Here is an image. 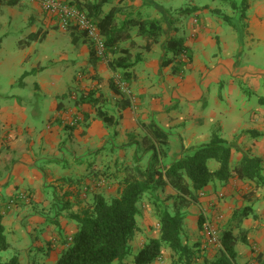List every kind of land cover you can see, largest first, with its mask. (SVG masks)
Segmentation results:
<instances>
[{"label": "crops", "instance_id": "1", "mask_svg": "<svg viewBox=\"0 0 264 264\" xmlns=\"http://www.w3.org/2000/svg\"><path fill=\"white\" fill-rule=\"evenodd\" d=\"M24 1L26 0H18V4ZM63 1L79 3L83 7L103 2L101 17L116 9L118 28L133 19L158 20L163 33L159 42L149 51L155 52L159 47L162 53L154 62H145L146 40L139 36L137 28L130 29L129 35H125L130 37L119 44V49L128 50L133 60L140 57L144 63L141 68L138 64L132 68L133 77L126 83L135 96V102L130 100L129 107L124 104L129 99L124 94H116L111 88L112 83H117L118 75L123 80L122 74L110 70L107 58L98 57L92 61L90 47L81 39L78 44L72 43L74 54L68 64L74 65L73 68H82L73 75L77 91L75 96L71 95L73 101L63 93L61 98L55 95L54 100L43 101L41 96L48 93L49 86L40 83L35 88L40 92V98L36 102L27 103L23 98H15L0 108V216L5 234L7 230L13 241L19 243V238L29 235L33 238L32 232L38 231L40 238L43 237V242L47 244V251L42 250V240H38L36 246L38 249L41 246V249L37 256L52 264L58 263L69 247V240L78 232L74 216L88 210L96 194L107 198L117 196L119 185L126 174L125 169L133 166L130 158L141 151L143 139L148 135L141 125L155 122L156 116L160 114L162 121L171 119L175 125L180 126V133L172 134L158 125L169 135L167 157L163 161L169 166L180 156L183 149H189L192 144L191 140L184 139L185 131L189 128L182 127V120L191 119L195 124L209 125L210 120L218 113V98H210L213 102L209 109L206 107V96L209 94L213 97L210 86L213 82H221L224 75L230 76L232 84L243 82L253 91L263 90L261 97H257L250 90L249 99L242 106L238 101L240 97L237 90L231 89L236 105L234 109L230 102L232 109L226 113L235 111L232 117L235 135L242 129L241 118L249 115L251 125L242 131L252 133L255 138L262 140V143L256 142L255 150L233 143L232 165L239 163L245 156L261 158L264 165V69L243 64L242 61L246 46L251 49L253 42H256V49L264 47V0H248L244 17L240 10H232L218 1L199 7L198 2L195 4L192 0L189 4L192 8L187 5L186 9L166 6L164 0ZM236 2L241 5L243 1ZM31 4L35 8L34 13H38L39 19L41 18L39 21L50 24L54 22L46 14L43 16L44 11L39 6L32 1ZM150 6L153 13L146 17L147 14L144 16L143 12L146 7L150 9ZM220 7H227V14ZM201 9L212 12L216 15L215 19L202 22L197 16L189 26V35L181 36L184 28L175 16L191 10L198 13ZM231 12L233 16H230ZM223 22L232 26L231 33L222 26ZM74 31L79 33L75 29L63 33ZM171 38H183L190 51V60L185 56L180 58L182 68L186 64L190 71L188 75H185L183 69L178 73L174 72V68L178 67L177 63L163 66L164 61L172 57L166 53V44ZM228 48L233 49L234 53L231 51L232 55L227 60L220 59L216 65L209 61L208 52L209 56L213 54L218 60ZM150 70H156L152 77L158 88L150 85ZM145 72H149L148 77ZM22 74L23 79L29 80L27 71ZM59 78L53 77L54 81L50 86L55 88V80ZM89 92L96 93L97 106L115 118V125L108 126L96 118V107L79 103L81 94ZM258 104L261 105L259 109ZM173 109L180 110L175 118L169 115ZM75 120L76 125L71 126L70 123ZM39 123L42 124L41 127ZM200 134L195 137L198 136L204 144L209 143L214 135L207 139L208 135ZM171 137L176 139L173 141ZM108 144L113 146L112 150L119 151L118 156L107 150ZM109 157L111 158L107 160ZM92 158L95 163L90 168ZM92 171L94 173L91 175ZM167 192L175 194L171 188ZM22 194L28 196V201L19 200L9 209L10 201ZM38 205L44 208L37 210ZM52 209L55 210L56 218L49 225L50 219L45 215ZM244 212L247 217L242 218L240 215ZM145 215L141 214L139 221L150 227V239L159 238V223L155 212H146ZM219 216H223V220H219ZM201 218L205 223H210L219 234L223 230L245 234L248 243H239L243 246H236L237 264H264V187L252 181L231 179L227 183L216 181L199 193L198 203L193 204L186 212L183 239L191 245L200 243L201 258L197 262L204 264L205 260H212L217 255L219 248L208 244L207 234L199 229ZM146 231L147 227H139V232L131 242L139 251L147 244L144 240ZM63 233L66 235L65 239L60 237ZM171 254L170 249L163 248L162 256L154 264H171ZM19 262L22 264L20 259Z\"/></svg>", "mask_w": 264, "mask_h": 264}, {"label": "trees", "instance_id": "2", "mask_svg": "<svg viewBox=\"0 0 264 264\" xmlns=\"http://www.w3.org/2000/svg\"><path fill=\"white\" fill-rule=\"evenodd\" d=\"M213 1L229 6L232 10H241L242 17L245 16V9L248 8V0H243L241 5H238L236 0ZM0 4L15 6L18 0H0ZM70 4L84 11L96 24L104 40L108 67L112 72L122 74V79L129 82L133 77L131 70L140 57L133 60L128 50L119 49V44L130 37H125L129 35L130 29L137 28L139 36L146 40L144 50L149 52L162 36L161 22L133 19L118 28L116 9L101 17L103 2L87 4L84 7L79 3ZM224 19L229 21L227 16H224ZM75 30L79 33L75 31L69 33L72 43L78 44L84 39L90 47L92 61L97 59L94 44L87 33ZM37 40L39 37L32 34L26 44L30 45L32 41ZM166 53L172 55V58L166 59L163 66L177 62L175 73L182 69L181 57L191 59L183 38L169 39ZM111 88L116 94L123 95L115 83L111 84ZM95 95V92L83 93L79 103L96 107V118L108 126L115 125V118L97 106L98 99ZM124 104L126 107L130 106L128 100ZM141 127L148 133L141 147L144 154L150 155L148 165L142 167L141 159H135V165L125 169L126 174L119 185L117 196L107 198L96 194L92 206L74 216L78 224V232L72 237L68 249L57 264H114L124 261L131 254L130 243L139 232L138 204L147 194H150V202L158 218L159 238L151 239L139 251L135 256V264H154L162 256L163 248L170 249L171 264H199L197 261L201 258L202 251L200 243L191 245L189 241L185 243L183 239L186 212L193 204L198 203L199 193L216 181L227 183L231 179L252 181L264 187L262 159L245 156L239 163L232 165V147L218 134H214L209 143L196 149H183L180 156L166 166L163 161L167 157L169 135L153 121L142 124ZM209 160L217 161L220 168L211 171L208 168ZM168 188H171L175 194H168ZM163 196L165 199L162 198ZM240 216L244 218L247 214L244 212ZM205 224V220L201 218L199 221L201 231H205ZM219 238L221 247H217L219 248L217 255L212 260H205L204 264H237L236 246L239 243H248L245 234L223 230ZM8 249L9 243L0 216V264H20L18 258L2 260V253Z\"/></svg>", "mask_w": 264, "mask_h": 264}, {"label": "rangeland", "instance_id": "3", "mask_svg": "<svg viewBox=\"0 0 264 264\" xmlns=\"http://www.w3.org/2000/svg\"><path fill=\"white\" fill-rule=\"evenodd\" d=\"M191 1L192 0H164L163 2L166 6H170L173 8H178L179 6L186 9L187 5L189 8H192L191 6H189ZM193 1L195 2V4L196 2H198L199 7L211 5L213 2V0ZM220 8L223 13L227 12V7ZM152 10V6H150V9L149 7H146L145 11L143 12L144 16L147 14L146 17H148L149 13L151 16L153 13ZM34 11L35 8L34 5L31 4V0L30 2L26 0L23 3L17 4L15 6L0 4V108L8 101L14 100L15 98H23L25 99V102L27 101V103H29L30 101L36 102L40 98V92L36 91L35 88L40 83H45L49 86L48 93L46 92L41 96L43 101L47 100V102H50L51 100L55 99V95H58L59 98H61L62 93L64 95L66 94L68 99H71L70 101H73L71 95H73L74 93L77 94L76 87L74 86L73 75L75 71L78 72L82 68H73L74 65H68L70 63L72 55L74 54L70 35L68 33H63L64 31L57 28L55 21L52 24H50L49 22L43 23L39 21L41 18L39 19L38 13L36 15ZM191 11H184L182 12L183 14H177L175 16L176 19H179V21H181V25L183 26L182 28H184L181 36L189 35V26L197 16L200 17L202 22H207L206 20L208 19H215L216 16L213 15L212 12L210 13L209 11H206V9H201L200 11H198V13L193 10ZM246 11L247 8L245 9V12ZM240 12L242 11L240 10ZM43 16H46L45 13H43ZM230 16H233L232 12ZM44 19L45 18L43 17V20ZM239 19L240 18H238V22ZM222 26L228 33H231L233 31V29L231 28L232 26L228 22H223ZM32 34H36L39 37V40L32 41L30 45H27L26 42L29 40V36ZM255 44L256 42H253V46L251 47V49H249L248 46L245 47L242 56L243 64L253 65L257 68L264 69V47L256 49L257 47H255ZM231 51L234 53L233 49H226L224 51V54L221 55L218 60L213 57V54L209 56V52L207 55L209 57V61L213 63V65H216L220 59L227 60L228 57L232 55ZM161 55L162 53L159 47H157L155 52L153 51L149 53L146 51V53L144 54L145 62L147 60H150L152 62L157 61L159 59V56ZM176 63L177 62H175V64ZM137 64L140 66L139 68H141V65H144L143 60L140 59L135 65ZM182 69L183 71H185V75H188L190 73L186 64H183ZM24 71H27V75H29L30 77L29 80H25V78L23 79L22 73ZM155 73L156 70H150V85H155L158 88L157 82H155L154 77H152L153 75H155ZM144 74L146 75V77H148L149 72H145ZM173 75L175 76L176 74ZM55 76H58L60 78L58 80H55L56 85L55 88H53L50 85L54 81L53 77ZM116 80L117 83H114L117 87H119V75ZM231 89L237 90L238 97H240L238 101L242 103V106L245 100L249 99L248 96L250 95L249 93L251 91L253 94L257 95V97H261V94L263 92V90L260 92L253 91L247 87L246 83L243 84V82L232 84V79L228 75H224L222 81L219 83L213 82L210 86V93L213 97H210L209 94L206 96V107L209 109L212 108L213 100L210 98H218L219 102L217 104V107L219 110L216 116L210 120V124L208 125L205 122L204 125L195 124L191 119L182 120V123L184 124L182 125V127L186 126L187 128H189L188 131H185L186 136H184L185 140L192 141V144L189 145V149H196L204 145L203 141L198 138V136L195 137V135L200 133H204L205 136L208 135L206 137L207 139L216 133L221 138L226 140L230 146H232L233 143H239L243 146V148L247 147L249 149L252 148L253 150L257 149L255 147L256 142L262 143V140L255 138L252 133L242 131V129H246L251 125L249 115L241 118L242 129L238 131L237 135L234 134V124L232 123V117L235 115V111L234 113L230 114L226 113L232 109V106H230V102L233 104L234 109L236 105V101L233 100V96L231 94ZM156 90H153V92H156L155 94L158 95ZM124 96L128 98L125 93ZM260 107L261 105L258 104L257 108L259 109ZM178 112H180L179 109H173L169 112V115L171 118H175ZM162 119V115H157L155 123L157 125H160V127L167 132H172V134L180 133V126L175 125L173 121H171V119H168V121H162ZM204 119L205 118L203 117V120ZM39 125L40 127L42 126V124L40 123ZM171 139L174 141V139L176 138L171 137ZM112 149L113 146L111 144H108L107 150H110V153H112L113 155L114 153H116V156H118L119 154H117V152L119 153V151H114ZM252 154L255 155V153ZM110 158L111 157L107 158V160ZM138 158L141 159L140 163L142 167H146L149 163L150 155L144 154L141 149V151H138L132 159L130 158V164L135 165V159ZM91 160L92 162L90 164V168H92V164L95 163V159L92 158L90 159V161ZM234 163L237 162L235 161ZM208 168L211 171H217L220 168V165L215 160H209ZM72 173L74 172L72 171ZM93 173L94 172L92 171L91 175ZM81 189L83 190L84 187H82ZM51 196L54 202L53 193H51ZM92 196L93 195L91 194V198ZM162 198L165 199V196H163ZM138 207L140 209V215L142 214V216H146V212H154V207L150 202V194L144 196V198L138 204ZM43 208L44 207L42 205L37 206V210H42ZM54 211V209L49 210V213L47 212L45 215V217L50 219L48 222L49 225H51V220H54L56 218V214ZM140 215L137 217L138 226L141 229H145L147 227L148 231L144 233V240L146 241V243H149V241L151 240L150 227H148L145 223H143V225L141 224V221H139L138 219ZM53 224L55 225L56 223ZM154 231L155 229L153 230V232ZM32 233L33 238H31L30 235L28 237H21L19 238L18 243L13 241L12 236L6 230V236L10 247L7 251L2 253V260L9 261L15 257H18L21 260L22 264H52V262L45 261L37 256V254L39 253V249H41V246H39L38 249V246H36V242L38 240H42V242L40 241L42 243V246H44L42 250L46 251L47 244L43 242V237L42 239L40 238V233L38 231H33ZM60 237L62 239H65L66 235H64L63 233ZM238 245L243 246L241 244ZM130 246L131 254L124 260V262H115L114 264H126L129 262L135 264V256L137 255L139 249L134 248V245H132V243H130Z\"/></svg>", "mask_w": 264, "mask_h": 264}, {"label": "built area", "instance_id": "4", "mask_svg": "<svg viewBox=\"0 0 264 264\" xmlns=\"http://www.w3.org/2000/svg\"><path fill=\"white\" fill-rule=\"evenodd\" d=\"M34 4L39 6L44 13L55 21L57 27L62 31H69L71 29H77L79 31L86 32L91 42L94 44L96 54L99 58L106 59V48L104 40L98 30L96 24L90 20L87 14L81 9L64 2L63 0H31ZM119 88L122 93L128 96L134 103L135 96L127 86V82L119 80ZM77 120L70 123L71 126H75ZM19 200L28 201V196L25 194L20 195L18 198L11 200L9 203V209L17 204ZM219 220H223V216H219ZM205 233L207 234L208 244L214 247H221L218 231L208 222L205 224ZM72 239L69 240L71 243Z\"/></svg>", "mask_w": 264, "mask_h": 264}]
</instances>
